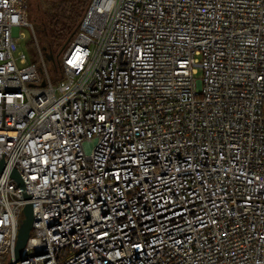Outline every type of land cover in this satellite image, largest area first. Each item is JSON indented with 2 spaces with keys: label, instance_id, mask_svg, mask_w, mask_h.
I'll return each instance as SVG.
<instances>
[{
  "label": "built area",
  "instance_id": "2783aa9c",
  "mask_svg": "<svg viewBox=\"0 0 264 264\" xmlns=\"http://www.w3.org/2000/svg\"><path fill=\"white\" fill-rule=\"evenodd\" d=\"M28 2L0 0L18 263L264 264V0H90L57 62ZM25 205L0 173V264Z\"/></svg>",
  "mask_w": 264,
  "mask_h": 264
},
{
  "label": "trees",
  "instance_id": "16d2710c",
  "mask_svg": "<svg viewBox=\"0 0 264 264\" xmlns=\"http://www.w3.org/2000/svg\"><path fill=\"white\" fill-rule=\"evenodd\" d=\"M89 2L90 0H29L28 21L34 28H46L48 41L42 47L52 55H60L74 38Z\"/></svg>",
  "mask_w": 264,
  "mask_h": 264
},
{
  "label": "water",
  "instance_id": "95a60500",
  "mask_svg": "<svg viewBox=\"0 0 264 264\" xmlns=\"http://www.w3.org/2000/svg\"><path fill=\"white\" fill-rule=\"evenodd\" d=\"M46 59L48 61H52V54L46 55ZM0 173L9 175L11 178L14 179L26 203V205L23 207V210H22L23 219L21 220V223L19 225L17 240H16V243L13 249V256L10 262V264H19L18 261L23 259V257L21 256V252L26 245V242L29 238V234L32 228V222H33V217H34L33 209H32V200L17 170L5 165L3 158L0 162Z\"/></svg>",
  "mask_w": 264,
  "mask_h": 264
},
{
  "label": "rangeland",
  "instance_id": "374dc122",
  "mask_svg": "<svg viewBox=\"0 0 264 264\" xmlns=\"http://www.w3.org/2000/svg\"><path fill=\"white\" fill-rule=\"evenodd\" d=\"M34 29L36 33H38L37 34L38 44L40 46H43L44 44L43 47H45L48 41L46 28L44 26H40L39 28L35 27ZM39 31H40V34H39ZM19 32L21 36L19 38H16V42L18 45V52H23L26 55L29 62H35L36 61L35 60V56H36L35 46L36 45H35L34 40L32 41V32L30 28L22 27ZM45 53H47V55L50 54V52L47 49ZM60 55H52V61L57 62ZM8 262L9 260H7L4 264H8Z\"/></svg>",
  "mask_w": 264,
  "mask_h": 264
}]
</instances>
